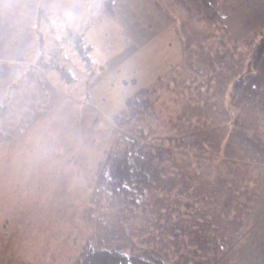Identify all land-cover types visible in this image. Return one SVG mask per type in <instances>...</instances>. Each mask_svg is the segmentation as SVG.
Returning a JSON list of instances; mask_svg holds the SVG:
<instances>
[{
	"label": "rangeland",
	"instance_id": "1",
	"mask_svg": "<svg viewBox=\"0 0 264 264\" xmlns=\"http://www.w3.org/2000/svg\"><path fill=\"white\" fill-rule=\"evenodd\" d=\"M36 3V40L28 45V30L17 32L7 39L20 48L0 49L12 58L0 59V264H71L88 237L113 225L124 251L188 264H264V97L231 106L227 93L264 28L236 38L207 25L190 0H112V11L105 0ZM253 6L264 14V0ZM256 18L250 26L264 15ZM80 37L90 51L77 45ZM203 67L209 71L199 75ZM158 76L144 115L148 139L160 146L167 136L224 125L230 152L220 156L229 165L204 169L216 174L209 185L153 178L142 211L91 214L90 191L118 127L129 115L137 124L143 118L120 115L126 100ZM158 195L164 202L149 206Z\"/></svg>",
	"mask_w": 264,
	"mask_h": 264
},
{
	"label": "trees",
	"instance_id": "2",
	"mask_svg": "<svg viewBox=\"0 0 264 264\" xmlns=\"http://www.w3.org/2000/svg\"><path fill=\"white\" fill-rule=\"evenodd\" d=\"M105 1L108 3V7L105 9L112 11V0ZM190 1L195 5L196 10H198L201 20L210 26L218 25L227 33L222 16L216 8L218 0ZM78 43V46L81 45L83 49L90 51L91 45L84 44L82 39ZM200 45H198L200 51L198 50V46L196 48V56L200 55L199 57L203 56V52H206L203 44ZM87 51L83 57H86L88 62L91 63ZM250 56L251 59L246 72L241 73L236 79L232 76L231 80H234L231 86L228 87L230 89L227 92L229 96L228 104L231 106L243 103L247 104L257 97H264V93L262 94L264 92V37L253 43V50ZM237 59H242L240 54H238ZM198 68L199 64L195 63L193 72H198ZM209 68L205 67L198 74L202 75V73L208 72ZM197 76L195 73L194 79L191 78V82L195 81ZM159 77L146 87L136 91L126 100L125 107L120 115L125 116L127 113H133L132 115L135 117L136 114L140 113L141 116L143 115V118L140 119L139 117V125L136 122L137 120L130 119L131 115H129L127 119L124 118L126 119L125 121L122 120L123 125L120 128L118 127L119 130L116 131L114 139L104 157L105 159L95 175V180L90 191L92 192V204L88 206V211L91 214L95 210L100 212L101 209L106 207L116 208V206L121 210L135 211L138 209L142 211L145 208L143 198L151 194L149 193V185L152 183L153 178L161 180L160 175L169 174L172 178L174 175L180 176L182 182L187 183H185V186L188 185L189 181H194V183L198 181L200 184L209 185L207 182L210 179L208 178L216 176V174L210 175L211 172L216 173L220 167L229 165L228 161H225L224 157L220 156L221 154L224 156L225 154L228 155L230 152L226 150L229 146L228 143H226L227 146L224 145L223 138L221 137L224 125H211L205 129L193 130L188 134L180 136H167L159 139L160 146H157L148 139L147 125L151 122L146 120L147 117H144V115L145 111H147V103L156 96L158 87L161 86L157 83ZM226 78V81L230 79L229 76ZM210 79L211 76L205 77V81L196 84V92L190 95V98H198L201 91L197 89L204 84L206 86L210 84ZM189 87L188 85V89ZM155 110L157 111V109ZM155 110L153 112H156ZM135 111L136 114H134ZM120 124L119 120L118 125ZM204 169L211 172H207ZM186 172H188L187 175H185ZM157 201L160 203L164 202L163 198L158 195L153 197L151 202L148 201L149 206H152ZM177 211L180 212L182 210L179 208ZM165 216L174 217L175 208L173 207L169 214ZM113 227L115 225L108 227L110 234L100 230L95 235L88 237L71 264H188L178 260H163L159 254L151 251L139 252L134 249L124 251L119 245H115L114 243L115 241L118 242V240L116 237L113 238V231L117 232L118 229L116 227L113 229ZM108 229L105 230L108 231Z\"/></svg>",
	"mask_w": 264,
	"mask_h": 264
},
{
	"label": "crops",
	"instance_id": "3",
	"mask_svg": "<svg viewBox=\"0 0 264 264\" xmlns=\"http://www.w3.org/2000/svg\"><path fill=\"white\" fill-rule=\"evenodd\" d=\"M252 0H219L217 9L222 16L226 29L237 38H248L251 31H257L264 28V18L257 22L256 25L250 26L249 23L256 21V17L263 16L256 6L250 7ZM39 9H37L36 0H1L0 2V49H12L15 53L20 46L10 41L9 38L13 33L27 32L29 33L27 44L35 41V37L31 34L33 26L31 23L36 17ZM261 14V15H260ZM249 35V36H248ZM9 40V41H8ZM24 42V40L22 41ZM89 44V43H88ZM90 45V44H89ZM23 48V43L21 44ZM7 53V50H5ZM13 53V54H14ZM14 57V56H13ZM12 59L10 55L0 54V59Z\"/></svg>",
	"mask_w": 264,
	"mask_h": 264
}]
</instances>
